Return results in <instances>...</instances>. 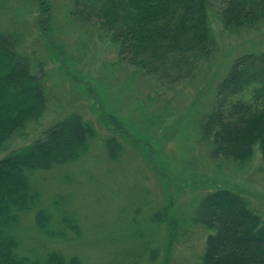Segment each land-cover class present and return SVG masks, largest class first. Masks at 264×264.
I'll use <instances>...</instances> for the list:
<instances>
[{"label":"rangeland","instance_id":"374dc122","mask_svg":"<svg viewBox=\"0 0 264 264\" xmlns=\"http://www.w3.org/2000/svg\"><path fill=\"white\" fill-rule=\"evenodd\" d=\"M42 1L0 0V31L17 35V50L29 56L47 98L44 115L6 151L71 112L96 132L79 159L31 171L39 199L14 228L18 251L38 264H47L51 251L64 264H201L213 231L196 219L205 193L226 187L264 212L260 155L244 163L213 156L212 138H203L204 120L220 98L216 85L237 56L264 49V22L225 29L212 0L215 50L188 77L127 62L107 29L71 14V0ZM254 88L229 97L228 108L240 99L253 103ZM109 136L120 143L115 157L105 145ZM38 208L61 234L36 226Z\"/></svg>","mask_w":264,"mask_h":264},{"label":"trees","instance_id":"16d2710c","mask_svg":"<svg viewBox=\"0 0 264 264\" xmlns=\"http://www.w3.org/2000/svg\"><path fill=\"white\" fill-rule=\"evenodd\" d=\"M217 1L225 29L250 28L264 22V0ZM211 2L71 0V14L107 29L116 53L127 62L145 68L157 64L161 70H181L190 77L199 62L208 60L215 50ZM17 43V35L0 31V264H38L39 260L18 251L13 234L20 214L33 210L39 199L31 171H46L79 159L96 128L71 112L36 137L6 151L9 141L32 127L47 107L42 82L32 73L29 56L17 50ZM251 85L255 86L254 102L246 104L240 99L238 105L228 108L231 101L227 99L241 95ZM216 91L220 98L215 99L203 123V138L213 140L212 155L244 163L258 154L264 163V49L237 56ZM105 145L115 157L119 140L109 136ZM251 207L241 194L226 187H216L202 196L196 219L213 231L205 238L201 264H264V212ZM34 221L46 234L62 232L49 228L50 215L44 208L36 210ZM44 261L64 264L62 255L55 251L48 252Z\"/></svg>","mask_w":264,"mask_h":264}]
</instances>
